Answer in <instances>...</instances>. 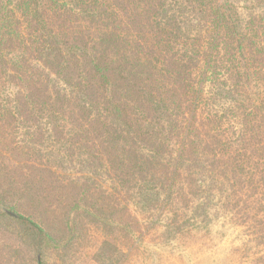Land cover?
<instances>
[{"label":"rangeland","instance_id":"rangeland-1","mask_svg":"<svg viewBox=\"0 0 264 264\" xmlns=\"http://www.w3.org/2000/svg\"><path fill=\"white\" fill-rule=\"evenodd\" d=\"M40 5L48 29L70 43L65 58L75 53L70 81L98 88L99 76H89V57L100 35L115 29L118 43L132 44L131 55L158 67L153 94L172 100L173 116L180 117L177 135L166 129L171 138L163 161L176 155L182 129L193 122L196 129L186 134V143L206 145L214 162L209 172H199L193 163L199 154L189 149L176 169L173 160L168 163L170 173L161 179L156 199L139 202L133 186L121 183L106 164L97 166L99 140L84 139L78 125L93 133L90 115L77 111L71 117L54 111L52 103L30 110L21 100L31 92L49 93L45 83L53 94L74 95L77 88L43 66L18 16L16 28L0 32V264H264V0ZM219 5L237 28L215 37L213 11ZM13 215L28 217L44 232Z\"/></svg>","mask_w":264,"mask_h":264},{"label":"trees","instance_id":"trees-1","mask_svg":"<svg viewBox=\"0 0 264 264\" xmlns=\"http://www.w3.org/2000/svg\"><path fill=\"white\" fill-rule=\"evenodd\" d=\"M43 1H0V13L5 12L2 18L3 22L7 23L0 25V32L5 28L4 34H7L11 29L16 28L20 22L18 18L20 16L26 24L25 27H28L29 32L32 34L30 40H32L33 45L31 49L39 54L40 57L38 58L44 60L42 61L43 66L46 65L54 69L52 71L56 74V77L59 76L58 78L65 79L64 81L68 82L73 90L77 88L78 95L77 93L74 95L66 93L64 95L60 91L53 94L52 89L54 88L47 86L48 84L45 83L46 92L49 93L36 95L31 92L21 97V100L24 99L30 105V110H44L46 109L45 104L52 103L56 105L53 108L54 111H68V116L71 117H74L77 111L88 118L90 115L91 119L88 123L94 128L93 133H89V126L82 123L78 125L85 131L84 139L89 141L99 140L98 145L100 147L93 153L97 166L98 162L102 165L106 164L108 171L113 170L117 173L121 183H128L129 186H133L132 189H136L135 196L143 204L146 197L151 196L150 200L156 199V195L159 194L158 187L161 186V179L164 175L170 173L168 163L173 160V166L176 169L187 157L189 149L191 153L199 154V161L193 157V163L197 170L201 173L209 172L208 163L214 161L208 160L206 145L199 144V147L198 145L190 147L186 143V134L190 131L194 133L196 129V124L193 122H189L182 129L181 132H185V134L182 135L176 155L170 156L167 162L163 161L167 157L166 151L163 153V148L166 141L171 138V135L167 136L166 129L173 128L175 136L178 134L181 124H179L180 117H178L177 112L173 116L171 110L172 100L167 97L165 99L162 96L157 98L153 94L154 86L159 83L154 77L158 67L153 62H150V66H148L150 58L142 60L140 55L134 54L135 57L131 55L128 51L132 44L128 40L118 43V40L114 37L115 29H107L100 35L98 46L94 48L92 57H89V59L92 58L90 66L93 70V73L89 71V76L92 79L99 76L98 88H90L91 83L88 84L89 86L83 85L78 88L70 81L76 73L74 69L76 62H73L72 58L75 53L70 54L69 60L65 58L64 48H67L70 43L62 40L59 33V35L55 34V31L48 29L47 20L41 12L43 6L40 4ZM3 3H6V5H2ZM215 9L213 11L217 18L215 37L220 36L221 30H235L237 28V25L222 12V5ZM12 19L14 20L12 21ZM111 28H115L114 25ZM175 28L181 30L180 26ZM161 31V34L173 33V31L170 33L163 29ZM37 32H39L38 37ZM240 32L244 34L243 31ZM21 38L23 37L21 36ZM50 39L60 44L61 49L53 45L54 41H50ZM156 44L158 43L156 42ZM74 47L76 46L73 45ZM158 48L161 47L158 45ZM1 49L2 46H0ZM76 57L80 58L81 55L78 54ZM16 62H13L14 67L18 68L19 62ZM77 68L80 71V67ZM50 77L51 75H47L48 79ZM193 89L192 92L195 95H201L200 90ZM50 100L55 102H49ZM15 106H18L17 102ZM192 107L195 113V108ZM169 178L171 179V175ZM207 201H209L208 198ZM204 203V201H201L196 207H202ZM13 216L25 226H29L31 230L34 229L39 233L44 232L37 222L28 217L24 215Z\"/></svg>","mask_w":264,"mask_h":264}]
</instances>
